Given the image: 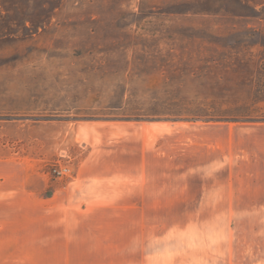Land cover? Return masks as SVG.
<instances>
[{
    "label": "rangeland",
    "instance_id": "rangeland-1",
    "mask_svg": "<svg viewBox=\"0 0 264 264\" xmlns=\"http://www.w3.org/2000/svg\"><path fill=\"white\" fill-rule=\"evenodd\" d=\"M132 134L138 161L86 176ZM10 161L73 182L39 264H264V0H0Z\"/></svg>",
    "mask_w": 264,
    "mask_h": 264
},
{
    "label": "crops",
    "instance_id": "crops-1",
    "mask_svg": "<svg viewBox=\"0 0 264 264\" xmlns=\"http://www.w3.org/2000/svg\"><path fill=\"white\" fill-rule=\"evenodd\" d=\"M107 146L99 152L93 151L87 161L91 167H86V176H92L91 168H122L133 158L138 161L141 150L145 152L135 134ZM114 174L102 171L97 176ZM72 184L63 194L43 195L39 193V172L21 162L0 163V264H39V227L53 228L69 223L68 194ZM91 194V187L83 182L78 198L90 200Z\"/></svg>",
    "mask_w": 264,
    "mask_h": 264
},
{
    "label": "built area",
    "instance_id": "built-area-1",
    "mask_svg": "<svg viewBox=\"0 0 264 264\" xmlns=\"http://www.w3.org/2000/svg\"><path fill=\"white\" fill-rule=\"evenodd\" d=\"M52 171L59 177H69L71 175V168L67 165L56 164L52 166Z\"/></svg>",
    "mask_w": 264,
    "mask_h": 264
}]
</instances>
